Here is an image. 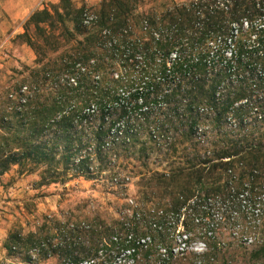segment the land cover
Here are the masks:
<instances>
[{"label": "trees", "instance_id": "1", "mask_svg": "<svg viewBox=\"0 0 264 264\" xmlns=\"http://www.w3.org/2000/svg\"><path fill=\"white\" fill-rule=\"evenodd\" d=\"M129 11L123 0H102L93 24L95 37L138 48L149 36L146 46L161 51H115L123 58L120 74L113 77L101 63L95 86L88 81L92 71L79 65L86 56L73 51L41 70L40 80L51 84L44 102L37 99L36 74L1 88L0 178L17 168L20 174L37 173L42 184H52L65 182L69 173L92 177L106 169L110 182L116 183L119 172H130L129 160L147 159V151L155 149L166 151L160 162L178 165L148 177L138 174L142 196L162 192L171 197L169 204L158 203L148 211L157 236L167 213L179 215L192 198L214 199L212 208L221 217L226 211L239 212L242 203L261 216L264 0L175 5L166 13L175 27L171 36H163L164 22L152 15L143 29L140 19L129 25ZM41 14L49 20L47 12ZM152 35H158L156 42ZM26 43L34 48L29 39ZM36 53L45 57L42 51ZM215 131L229 136L216 151L209 150L205 138L193 139ZM146 134L148 140L136 139ZM169 135L180 139L169 140ZM179 146L194 153L179 154ZM144 239L154 241L135 222L123 221L105 229L99 245L117 247L133 263ZM79 263L77 257L69 260Z\"/></svg>", "mask_w": 264, "mask_h": 264}, {"label": "rangeland", "instance_id": "2", "mask_svg": "<svg viewBox=\"0 0 264 264\" xmlns=\"http://www.w3.org/2000/svg\"><path fill=\"white\" fill-rule=\"evenodd\" d=\"M27 1L0 0V90L29 74H36L37 99L44 102L49 98L47 85L51 84L40 80L41 70L44 65L66 59L73 51H82L80 55L86 56L79 65L92 71L88 81L94 86L98 80L95 70L101 63L113 77L120 74L123 58L115 51H161L146 46L149 36L138 49L122 42H102L95 37V25L82 27L84 11L98 20L102 0L92 3L88 0H35L29 5ZM123 1L130 8L129 25L140 19L143 29L147 16L152 15L155 20L164 22L163 36H171L175 27L169 23L166 13L190 0ZM19 2L25 3V7L21 9L20 18H15ZM44 12L49 20L41 14ZM130 28L136 31L133 27L127 30ZM104 32L107 31L103 30L102 34ZM156 37L158 35H152L154 42ZM27 39L34 48L26 43ZM36 51L44 52L45 57H40ZM129 64L132 68V63ZM227 137L215 131L193 139L205 138L209 150L216 151L225 145ZM136 139L146 141L149 135ZM170 139L180 137L169 135ZM178 148L179 154L194 153ZM138 149L136 146L135 152ZM163 153L166 151L148 150L147 159L129 160L130 172H119L116 183L110 182L106 169L92 177L69 173L65 182L52 184H42L37 173L20 174L17 168L11 169L0 178V264H69L72 257H77L79 264H264V213L257 216L256 211L251 213L243 203L239 212L226 211L221 217V212L212 208L216 203L214 199L203 202L192 198L179 215L167 213V223L160 236L153 232L148 211L158 203L169 204L171 197L162 192L155 197L142 196L138 174L148 177L178 166L169 161L160 162ZM137 155L138 152L134 157ZM197 209L203 213L193 211ZM123 221L135 222L139 231L154 237V241H146L135 249L133 263L128 254H122L117 247L99 245L100 234Z\"/></svg>", "mask_w": 264, "mask_h": 264}, {"label": "built area", "instance_id": "3", "mask_svg": "<svg viewBox=\"0 0 264 264\" xmlns=\"http://www.w3.org/2000/svg\"><path fill=\"white\" fill-rule=\"evenodd\" d=\"M94 22H95V18H94V16L92 14H90L88 11H84L82 13V15H81V25H82V27L89 28V27H91L94 24ZM104 33L107 34V32H104ZM113 42H115V41H113ZM153 227H154V225H153ZM146 241L149 242L148 239H144V240L140 241V244L141 245L142 244L145 245Z\"/></svg>", "mask_w": 264, "mask_h": 264}, {"label": "crops", "instance_id": "4", "mask_svg": "<svg viewBox=\"0 0 264 264\" xmlns=\"http://www.w3.org/2000/svg\"><path fill=\"white\" fill-rule=\"evenodd\" d=\"M35 0H28L27 2H26V4L27 5H29L30 3L29 2H31V3H33ZM88 2L89 3H92V2H95V0H88ZM25 7V3H21V2H19V3H17V5H16V11H15V13H14V16H15V18H20V14H22L21 13V9H23Z\"/></svg>", "mask_w": 264, "mask_h": 264}]
</instances>
